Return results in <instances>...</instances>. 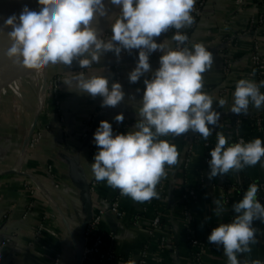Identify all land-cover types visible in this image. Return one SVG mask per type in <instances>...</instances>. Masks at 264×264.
I'll use <instances>...</instances> for the list:
<instances>
[{
  "label": "crops",
  "instance_id": "1",
  "mask_svg": "<svg viewBox=\"0 0 264 264\" xmlns=\"http://www.w3.org/2000/svg\"><path fill=\"white\" fill-rule=\"evenodd\" d=\"M263 8V0H250L236 10L234 0H207L199 19L193 26L185 28L193 43L203 42L214 55L211 70L203 74L204 90L217 98L213 103V109L221 113L218 122L220 127L217 131L223 132L226 136L230 135V139L233 138L232 117L235 114L230 111L233 103L232 94L236 81L247 74L250 63L249 49L254 37L259 39L261 61L264 66V25L254 26L249 31L244 30L248 26L246 21ZM110 35L111 32L104 40L109 39ZM171 36L170 29L156 38V42H164L172 47ZM138 53L139 50L134 49L131 53L128 52L125 58L121 54L117 58L113 52H107L98 63L93 62L90 68L81 70L78 68L79 64H76L61 76L60 103L57 104L55 98L49 96L40 115L39 127L43 128V137L29 150L24 164L33 172L36 182H32L25 174L14 171L12 167L16 163L21 145V128L33 122L32 115L27 111L32 108L33 112L38 91L27 89L18 99L11 97L5 101L8 113L0 114V242L4 237L12 233L14 235L4 247L0 264H52L57 256L61 258L62 264L75 262V244L61 214L55 206L48 203L43 190L52 192L59 208L64 211L71 227L76 231L82 229L90 212L103 209L100 227L105 232H112L118 262L94 257L91 264H126L129 256H137L144 244L149 248L145 264H192V247L188 242V234H193L205 242V264H227L223 246L209 243L208 236L219 223H228L234 217L232 205L243 198L249 180L264 179V163L247 167L240 173L219 175L213 178L217 185L199 186L194 181V176L202 164L201 144L195 145L194 159L191 166L185 170L182 164L185 148L182 136H169L166 138L178 147L180 162L174 167L166 168L168 175L162 179L165 189L159 193V199H154L151 204L144 207V203L123 196L120 206L125 214L117 218L107 205V200L115 190L108 187L106 182H99L94 190L90 189L89 180L94 178L91 163L94 162L98 148L96 146L94 150H90L87 143L83 144V133L87 131L94 138L99 124L96 125L92 115L97 108L103 111L101 121H108L113 130L120 125L114 119L116 115L123 114L126 119L134 111L139 110L145 89L143 81L151 79L152 73H145L136 83L129 81V73L136 66ZM224 54L230 55L233 60L231 70L226 73L222 70ZM161 55L160 51L150 54L149 62L153 71L159 67ZM117 62L120 63L122 70L119 83L125 97L116 107H101L102 97L93 98L87 93L79 92L74 83L69 86L64 83L75 73L83 71L86 76L103 74L108 78L110 87L115 82L113 68ZM254 79L257 82L264 79V69L256 74ZM261 91L263 92L264 88ZM219 98L228 101L223 108L218 105ZM255 110L250 105L247 114H239L241 127L250 141L254 138L262 139L261 132L256 130L254 125ZM256 111L262 115L264 127V106ZM131 129L132 127L124 133ZM76 157L80 158L78 176L71 168ZM26 180L34 190L25 185ZM225 181L235 184L237 190L223 187L222 183ZM185 186L195 188L194 197L184 199L181 196L182 188ZM215 199H221L225 207L224 214L219 217L214 214ZM31 201L32 206L29 204ZM261 205L264 206V201ZM27 207L28 215L24 217ZM185 210L189 213L187 219L183 215ZM155 211L161 213L162 231L154 230L149 234L150 222ZM45 214L47 218L44 230L37 234V225ZM206 217L210 219L205 220ZM258 225V243L251 246L250 254H239L238 260L264 258V223L259 221ZM160 234L166 236L163 245H159Z\"/></svg>",
  "mask_w": 264,
  "mask_h": 264
},
{
  "label": "clouds",
  "instance_id": "2",
  "mask_svg": "<svg viewBox=\"0 0 264 264\" xmlns=\"http://www.w3.org/2000/svg\"><path fill=\"white\" fill-rule=\"evenodd\" d=\"M121 11L111 24L110 38L104 40L93 21L107 14L103 0H38L40 11L25 6L22 12L9 16L5 27L11 42L5 55L13 64L32 70H42L57 64L71 67L78 62L80 68L98 63L104 53L113 52L117 58L121 51L131 53L138 49V61L129 73V81L136 83L145 73V89L139 104L138 120L126 133L114 134L112 125L102 120L94 133L98 148L91 163L96 182H106L121 196L138 203L159 199L157 186L168 173L166 168L178 165L180 152L166 137H179L189 131L198 133L205 141L220 125L221 113L213 109L217 98L204 90V73L211 70L214 55L203 42L190 43L182 30L195 23L193 13L196 0H110ZM174 29L171 40L175 47L157 43L162 33ZM190 45V46H189ZM160 51L159 67L153 71L149 57ZM256 69L249 77L236 81L230 111L247 114L251 107L264 106V79H254ZM65 84H75L81 93L93 98L102 97L101 107H116L125 97L122 85L103 74L86 76L75 73ZM139 91V89L137 90ZM227 99L219 98L223 108ZM121 123L123 114L115 116ZM212 126V127H210ZM230 135L216 132L215 147L208 162L211 180L219 175L240 173L254 167L264 158V141L254 138L229 143ZM259 182L252 181L243 198L232 205L235 213L229 223L221 222L213 228L208 242L222 245L227 264H264L260 259L238 260L239 254H250L258 243L255 220L264 223V206L258 200ZM214 214L222 216L225 207L215 199ZM210 219L206 217L205 220ZM126 264H136L129 259Z\"/></svg>",
  "mask_w": 264,
  "mask_h": 264
},
{
  "label": "built area",
  "instance_id": "3",
  "mask_svg": "<svg viewBox=\"0 0 264 264\" xmlns=\"http://www.w3.org/2000/svg\"><path fill=\"white\" fill-rule=\"evenodd\" d=\"M206 1L207 0H196V5H195L196 11L193 13V16L195 17V22L199 19L200 15L202 14L203 7ZM248 1L250 0H234V9L236 10V9L241 8ZM246 22L248 23V26L244 29L246 31L252 30L254 26L264 25V8L261 9L256 14L252 15ZM174 31H175L174 29H171L172 35L174 34ZM182 31L189 36L190 43H193L190 34L185 29H183ZM232 36H235V35H231V37ZM172 47L173 48L175 47L174 41H172ZM259 48H260L259 39L254 37L251 48L249 49L250 50L249 52L250 63L248 65L247 74L245 77H249L253 69H256V74H258L260 71H263L264 69V66L261 61V54H260ZM127 53L128 51L122 50L121 56L125 58L126 55H128ZM232 64H233V60L231 59L230 55L224 54L222 57L223 72L226 73L230 71L232 68ZM78 68H80V66ZM80 69L83 70L82 68ZM121 72L122 70H121L120 63L118 62L115 63L114 68H113V76H114L115 82L119 83L121 79ZM60 83H61V76H58L48 81L45 85L35 88L38 90V100L35 103V112H34L35 118L33 120V123L31 124V129L21 141L16 163L12 167L14 171L28 176V179H30L32 182H36V178L33 172L29 170L27 167H25L24 165L26 161V156H27L28 151L32 149L33 147H35L43 137V131H42L43 128L39 127V124L41 121L40 115L46 107V103H47L49 96L51 97L53 96L57 104L60 103V100H59ZM256 110L253 112L254 125L256 127V130L261 132V137L264 140V127L262 125V115L260 114L259 111H256ZM102 112L103 111L101 108H97L93 112L92 119L95 118L96 125L99 124V122L101 121L103 117L101 114ZM0 113H4L3 108H0ZM137 113L138 111H134L126 119H124L123 122H121L120 125L117 126V129L113 130L114 134L124 133L126 130L133 127L134 124L139 119ZM61 119H63L62 115H61ZM232 121H233V138L229 140V143L231 144L234 142H239L240 139H243L245 142H249L250 140L246 137L245 132L243 128L241 127L239 114H233ZM218 127L219 126L214 128L213 134L208 138L207 141H205L198 133H193L191 131H189L187 134L182 135L181 137V139L185 143V148L183 152V161H182V164L185 170H187L188 167H190L192 164V161L194 159L193 157H194L195 145L197 143H200L202 146V164L200 166V169L196 172L194 176V181L199 186L207 187L209 184L217 185V183H215L213 179L210 180L208 178V173L210 172V167H209L208 162L211 159L210 151L212 150V148H214L215 143H216V132L218 130ZM87 137H88L87 146L89 147L90 150H94L96 148L94 138L92 137L90 133L85 131L83 133V140H85ZM252 181L259 182L260 191L258 192V200L259 202H261L262 200H264V179H251L249 180L248 185ZM97 183L98 182H96L94 178H91L89 180L90 189L94 190ZM25 185H27L30 188L28 180L25 181ZM222 186L227 189L230 188L231 190L237 188L235 184H231L228 181H225L224 183H222ZM37 187L39 188L38 184H37ZM30 189L34 190L33 187ZM164 189L165 187L161 180V182L157 186V191L161 193L164 191ZM43 192H44L45 197L47 198L48 203L55 206L58 209L59 213L61 214L62 218H64L65 213L61 208H59L56 198L53 196L52 192L48 190H43ZM181 196L184 199L194 197L195 188L190 187V186H185L184 188H182ZM122 197L123 196L120 195L119 190L116 189L114 194L107 200L108 209L111 210L117 218H121L125 214L123 208L120 206ZM153 200L154 199H152L150 202H145L144 207L151 204ZM29 204L30 206H32L33 201H31ZM29 207L26 208L24 212V217H27ZM102 214H103V209H97V210L92 211L91 217L89 218V220L87 221L83 229L82 237H80V232L77 233V231L72 227L74 231V235L78 238L79 245L81 246V260L80 262H78V264H91V260L94 257L98 258L99 260H108L112 262H118V256L115 252L114 245L112 242V238H113L112 232L111 231L105 232L100 227V221L102 218ZM183 215L185 219H187L189 216L188 210H185ZM46 218H47V215L45 214L44 218L37 225V231H38L37 234H41L42 231L44 230ZM232 219L233 218H231L229 222H231ZM253 226L255 228H259V225L256 221L253 222ZM159 229L160 231H162L161 213L158 211L157 212L155 211L152 216L151 222H150L149 234H152L154 230H159ZM13 235L14 233H12L9 236L4 237L1 240L0 257L4 253V247H6L7 244L12 240ZM165 241H166V236L163 234H160L159 235V245L165 244L164 243ZM188 242L190 246L192 247V251H191L192 264H205L204 263L205 242H203L200 238L196 237L193 234H188ZM148 249L149 248L147 244H144L142 248L140 249V251L138 252L137 256L131 255L129 257L130 259H134L136 261V264H145L146 256L148 255ZM173 251H176V249H173ZM257 259L264 261V258H257ZM52 264H62L61 258L57 256L56 258H54ZM73 264H77V256Z\"/></svg>",
  "mask_w": 264,
  "mask_h": 264
},
{
  "label": "water",
  "instance_id": "4",
  "mask_svg": "<svg viewBox=\"0 0 264 264\" xmlns=\"http://www.w3.org/2000/svg\"><path fill=\"white\" fill-rule=\"evenodd\" d=\"M103 2L105 4L107 14L94 20L93 26L97 28L100 37L102 39H105L111 32V24L114 22L116 16L119 15L121 7L112 5L110 0H103ZM36 3H38V0H6L5 8H12L16 5V7H18L21 4L32 5ZM9 47L10 44L3 47L0 51V101L16 95H20L27 89H35L39 86L45 85L51 79L62 76L67 70L78 64V62L74 61L71 67L57 64L55 66L46 67L39 71L32 70L23 66L13 64V62L9 60L5 55ZM87 141L88 137L83 140V144H86ZM79 164L80 158L76 157L71 165L72 171L76 176H78L79 173ZM87 189L89 190L88 183ZM91 213L92 212L88 214L82 229L79 231L80 237L83 236V229L87 221L91 217ZM63 220L66 224L68 233L72 237V241L75 244L78 264V262H80L81 260V246L79 245L78 238L74 235V231L67 217L65 216Z\"/></svg>",
  "mask_w": 264,
  "mask_h": 264
},
{
  "label": "bare ground",
  "instance_id": "5",
  "mask_svg": "<svg viewBox=\"0 0 264 264\" xmlns=\"http://www.w3.org/2000/svg\"><path fill=\"white\" fill-rule=\"evenodd\" d=\"M5 1L6 0H0V51L6 45L11 44V42H10V40L8 38V35H7L8 31H10L11 28L10 27H5L4 21L9 16H11L13 14L17 15V17H18L25 6H27L30 10L37 11V12H39L40 8H41V6L38 3L32 4V5L21 4L18 7H16L17 6L16 5V6L12 7V8H10V7L9 8H5Z\"/></svg>",
  "mask_w": 264,
  "mask_h": 264
},
{
  "label": "rangeland",
  "instance_id": "6",
  "mask_svg": "<svg viewBox=\"0 0 264 264\" xmlns=\"http://www.w3.org/2000/svg\"><path fill=\"white\" fill-rule=\"evenodd\" d=\"M24 93V92H23ZM23 93H21L19 96L18 95H16V96H13L12 98H15V99H18L19 97H21V96H23ZM38 100V97H37V99H36V101ZM5 101H7V99H5V100H2V101H0V106H2V107H0V108H3L4 109V113H0V114H5V113H8V106L6 105V102ZM33 104V103H32ZM25 106L27 107L28 105H26L25 104ZM28 108V107H27ZM29 109V108H28ZM32 109V108H31ZM35 109V108H34ZM33 109V112L29 109L27 112L28 113H30L31 115H32V120L31 121H33L34 120V118H33V114H34V112H35V110ZM33 122H30L27 126H24L23 128H21V133H22V139H21V141L23 140V138H24V136H26L27 135V133L29 132V130L31 129V124H32ZM29 152V151H28ZM28 154V153H27Z\"/></svg>",
  "mask_w": 264,
  "mask_h": 264
},
{
  "label": "trees",
  "instance_id": "7",
  "mask_svg": "<svg viewBox=\"0 0 264 264\" xmlns=\"http://www.w3.org/2000/svg\"><path fill=\"white\" fill-rule=\"evenodd\" d=\"M264 1V0H263ZM245 135H246V133H245ZM246 137H247V135H246ZM248 138V137H247ZM262 201H264V200H262ZM262 201L260 202V203H262ZM257 223H259V221H257ZM77 233H79V231H77Z\"/></svg>",
  "mask_w": 264,
  "mask_h": 264
}]
</instances>
